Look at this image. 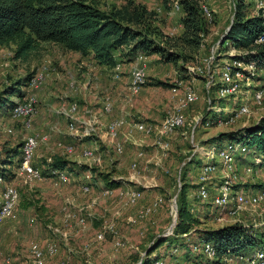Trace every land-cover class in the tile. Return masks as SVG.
Returning a JSON list of instances; mask_svg holds the SVG:
<instances>
[{
	"label": "rangeland",
	"instance_id": "374dc122",
	"mask_svg": "<svg viewBox=\"0 0 264 264\" xmlns=\"http://www.w3.org/2000/svg\"><path fill=\"white\" fill-rule=\"evenodd\" d=\"M141 1H144L145 5L148 4L156 13L154 25L169 35L180 33L179 10H175L172 5L165 4L162 0ZM249 1L255 4L256 1L261 0ZM111 2L115 6H120L122 0H111ZM210 8L213 13L210 32L202 39V44L194 56L195 65H200L203 59L209 56L211 46L219 40L230 23L229 0L212 2ZM227 43L225 40L224 47ZM81 57H84L81 60L84 63L76 60L70 51L52 42H36L31 49L21 55L16 53L14 43L0 45V95L9 84L20 78L33 77L42 69L46 74L36 88H25L26 95L31 94L36 99L33 116L27 124L12 119L10 113H0V158L5 156L4 151L7 148L22 143L27 136L36 135L40 142L31 164L43 176L42 180L26 182L22 176L15 173L17 166H14L13 175L4 179L5 184L17 189L19 200L15 209L16 217L0 225V264H7V260L32 264L30 252L32 243H36L42 249H46L50 244L55 246L56 253L46 257L45 264H58L62 261L66 264H138L147 256L155 238L165 240L167 237L169 244L162 242L163 245L156 247L151 256H161L164 264H181L186 263L183 255L186 251L184 250L186 243L188 245L198 243L197 236L200 230L217 229L219 226L232 223L236 218L249 222L250 217L247 212H240L237 217L223 214L221 219L205 217L206 213L214 214L215 209L213 206L206 209L205 205L194 199V195L197 190L199 166L204 161H208L205 152L211 146L217 145L214 137L219 133L255 126L259 120L254 119L253 109H264V102L259 106L251 104L253 107L249 104L250 113L233 122L222 121L211 128L199 127L191 139L189 134L194 120L207 114L208 98L216 99L215 87L211 88L209 93L202 89L203 80L193 77L187 71V66L191 65V62L184 64L179 60L176 63H166L157 55L146 57L147 82L132 98L131 111L142 117H148L143 118L145 121L159 123L175 106L187 85L192 84L199 89V98L195 103L186 106V125L178 131V141L172 140V147L167 151L168 157L165 161L155 162L156 158L150 160L152 153L146 154L147 150H144L146 155L144 162L135 170L143 174L139 179L129 176L132 171L130 157L125 158L124 152L118 154L115 149L113 150L114 147H111L108 156H101L100 160L89 159L83 160L84 162L80 160V156H84V148L89 147L94 151L96 149L88 144V141L82 145L81 138L74 139L70 135L74 132L69 126L74 123L79 130L88 127L82 119L78 120L74 115L80 109V115L86 116V91L94 82L86 83V81L90 77L93 78L94 70L97 69L94 68V62H91L90 57ZM221 58H227V52L223 49L219 51L218 64H221ZM131 63L132 61L129 62L124 58L119 63L120 70L127 72ZM86 72L90 74L86 75ZM58 79L61 82L56 86ZM262 82H264V71H260L251 83L259 85ZM99 83L103 84L98 81ZM84 86L87 87L83 88ZM226 103L229 109L234 107L231 99L226 100ZM73 104L77 106L73 114L74 120L67 116ZM8 129L12 132H7ZM87 137L96 138L95 135ZM68 145L73 146L72 153L66 151ZM177 145L185 150L180 156L175 152ZM195 147L198 148L196 152H194ZM157 151V155L160 156L161 151L159 149ZM54 158L74 163L72 166L75 170L68 172L66 181L60 182L48 176V164ZM84 166L91 168L94 173L93 178H86L87 172L80 173L79 168ZM220 175L221 172L218 171L217 176ZM105 179L118 182L120 185L118 187H129L140 191L139 201L135 205L125 206L114 192L105 194L104 191L107 189ZM240 182L250 183L254 188H258L256 184H264V167L253 176H242ZM83 185H89L90 191L84 193L81 189ZM183 187L187 190L190 207L200 219V223L187 234L175 238L174 231L171 235L167 233L176 223V203ZM1 189L2 187L0 193ZM157 197L162 199L159 208L149 216L137 219L136 222L131 220L135 218L141 207ZM72 203L78 206L74 207ZM79 207L83 209L79 210ZM68 211L83 218L85 227L76 225L75 221H65L64 214ZM110 223L114 225L115 233L107 234L102 241L96 240V233ZM53 226L59 227L65 234H54L51 231ZM116 238L123 242L122 247L114 246ZM198 244L202 245V242ZM175 247L177 251L172 252ZM190 253L191 256L194 255L192 251Z\"/></svg>",
	"mask_w": 264,
	"mask_h": 264
},
{
	"label": "trees",
	"instance_id": "16d2710c",
	"mask_svg": "<svg viewBox=\"0 0 264 264\" xmlns=\"http://www.w3.org/2000/svg\"><path fill=\"white\" fill-rule=\"evenodd\" d=\"M162 1L170 5L177 1L179 5L181 31L176 35L166 34L154 25L156 13L136 0H124L120 6L110 7L101 6L99 0H0V45L14 43L16 53L21 55L36 42H52L64 50L90 56L96 64L108 68L115 67L124 58L129 62L133 61L138 55H157L166 63L180 60L184 64H195L194 56L211 27V22L207 21L202 9L205 0ZM263 15L264 9L256 11L252 1L236 0L232 22L224 32V38L230 45L219 49L247 51L246 54H236L234 58L253 63L256 72L254 78L260 71H264V45L256 43L258 37L264 34ZM30 78L31 76L20 78L5 88L0 95V113L9 114L17 101L25 97V88ZM238 138L249 149L246 154L237 157L238 164H245L256 155L264 159V116L255 126L219 133L214 137V142L221 147L225 141ZM21 144L7 148L5 156L0 158V174L4 179L13 175L12 169L21 161ZM72 164L74 163L54 158L48 166L72 172L75 170ZM79 171L90 172L91 178L94 177L90 167H80ZM118 186V182L106 180L107 189ZM256 186L264 188L262 183ZM176 204L177 216L173 229L175 238L182 237L200 223L190 207L186 188H181ZM205 217L210 215L206 213ZM203 240L212 242L216 250L214 262L218 263L222 258L249 254L254 248L261 246L259 237L238 224L202 229L197 241ZM162 242L167 245L168 237L165 240L155 238L147 256L138 264H150L154 259L160 258L161 256L151 255ZM184 250L185 259H190L193 264L198 263L202 257L195 252L191 256L188 243Z\"/></svg>",
	"mask_w": 264,
	"mask_h": 264
},
{
	"label": "built area",
	"instance_id": "2783aa9c",
	"mask_svg": "<svg viewBox=\"0 0 264 264\" xmlns=\"http://www.w3.org/2000/svg\"><path fill=\"white\" fill-rule=\"evenodd\" d=\"M216 1L218 0H205L202 3V9L208 22L213 20L210 3ZM235 5L236 0H229V9L231 10L230 23L233 19ZM254 5L256 11L263 10L264 0L259 2L256 1ZM172 7L177 11L179 10L177 1L172 3ZM228 28L229 27L227 26L224 32H226ZM224 41L225 38L223 33L219 40L211 46L209 56L204 58L200 65L191 64L187 66V71L190 75L203 80L202 89L209 93L210 89L215 87L216 94L215 100L210 98L207 100V114L202 117H197L194 120L189 134L191 139L194 137V134L199 127L211 128L219 125L222 121L230 123L239 117L249 114L250 106L247 104L248 100L257 106L262 105L264 102V82L259 85H252L251 83L256 75L255 65L234 58L236 54H246L247 51L242 52L229 48L226 51L227 58H221V64H218L219 49L224 47ZM256 43L264 45V34L258 37ZM229 45L228 42L225 47H229ZM145 59L146 57L143 55L136 56L129 68L127 81L124 84L125 97L129 102L132 101V98L140 92L147 82ZM120 69L119 63L113 67V80L121 79ZM44 75L46 74L44 69H42L40 73H36L30 78L27 87L36 88L38 84L41 83ZM198 90L199 89L192 84L187 85L175 106L159 123L135 121L131 125L132 130L144 136L151 137L156 150L159 149L161 153L165 155L170 149L171 137L178 133L179 130H182L186 125V106L195 103L198 100ZM230 99L234 105L232 109H229L226 103V100ZM35 103L36 99L33 95H25L23 100L18 101L11 110V118L27 124L33 116ZM101 104L104 113H110L112 111L110 99L105 98ZM76 108L77 106L73 104L70 107V113L67 114L72 120H74L73 114L75 113ZM96 120L97 118L95 116L91 117L85 123L88 127L83 130L77 129L74 123L70 124L69 129L74 132L73 135L75 137L79 138L95 135L98 131ZM126 123L127 120L120 117L113 118L107 124V137L111 140L113 147L118 154H122L124 151L123 143L117 140L118 133ZM7 132L11 133L12 130L8 129ZM39 142L40 139L36 135L27 136L22 140L21 161L16 167L15 173L22 176L26 182L43 179L41 172L31 164ZM73 149L74 148L71 145L66 147L68 153H72ZM197 149L198 148L195 147L194 152H196ZM248 151L249 149L247 145L244 141H240V138L225 141L221 147L218 145L211 146L205 152V157L208 161H204L198 170L197 190L194 199L205 205L206 209L210 206L214 207V214L212 213V215H210L212 219H221L223 214L237 217L240 212H247L250 217L249 222L245 221V219L236 218L232 223L230 222L222 226L238 224L250 229L255 236L260 238L261 246L259 248H254L249 254L222 258L218 263L214 262L216 259V250L212 242L203 240L201 241L202 245L198 244L199 242H194L193 244L190 243L191 251L202 255L201 259L196 264H264V188H254L250 183L246 184L240 182L242 176H253L258 170L263 168L264 159L261 156L256 155L251 158V161L245 164H238L237 157L246 154ZM83 155L93 160L101 159L100 155L95 152L94 149L89 147L84 148ZM143 156V151H138L136 153V158L130 163L132 173L137 169V159L142 158ZM218 171L221 172L219 177L217 176ZM49 174V177H53L60 182L68 179V172L66 170H58L50 167ZM85 177L91 178L90 173L87 172ZM0 187H2L0 193L1 225L6 220L14 219L16 217L15 209L19 200V194L14 186L5 184V180L1 174ZM81 189L84 193H87L90 191V186L83 185ZM104 192L105 194H111L114 192L119 197L120 202L125 206L135 205L141 196L140 191L129 187H116L113 189H106ZM161 204L162 199L157 197L151 200L149 204L141 207L137 211L135 218L130 219L133 222H136L137 219L145 218L159 208ZM259 210H261V212ZM64 220L75 221L76 225L82 228L86 225L83 218L77 217L75 213L69 211L64 214ZM173 226L167 233L168 235L172 234ZM51 231L56 235L65 234L62 229L56 226L51 227ZM114 233V225L112 223L107 224L103 229L96 233V240L102 241L107 234ZM114 246L120 248L123 246V242L116 238L114 239ZM176 251V247L172 249V252ZM30 252L32 264H45L46 257L54 255L56 253V248L53 244H50L46 249H42L36 243H32L30 245ZM6 262L7 264H21L9 260ZM58 264L66 263L62 261ZM150 264H164V261L161 258H156Z\"/></svg>",
	"mask_w": 264,
	"mask_h": 264
},
{
	"label": "crops",
	"instance_id": "0c3cea01",
	"mask_svg": "<svg viewBox=\"0 0 264 264\" xmlns=\"http://www.w3.org/2000/svg\"><path fill=\"white\" fill-rule=\"evenodd\" d=\"M101 3V6L103 7H110L111 5H113V3L111 2V0H99ZM136 1H140L142 3H144V1L141 0H136ZM105 2V3H104ZM124 2V0H122L121 4ZM147 7L149 9L150 6H148V4H146ZM181 26V25H180ZM73 53V55L75 56L76 60L81 61L84 59V57H81V55L77 52H71ZM90 57V56H88ZM91 58V57H90ZM82 63H84L83 61H81ZM91 62L93 63V59L91 58ZM95 67L97 68L94 70L93 73V78H89L88 81H86V83H89L90 81H94L93 84H90V86H88L89 88L87 89V109H85L86 116H82L79 113V110L77 113H75L74 116H76L75 118H77L78 120H81L86 123V121H88L91 117L95 116L97 118V128L98 131L95 134V139H90L89 137H85V138H81L78 140H81V144L85 145L86 141H88V144H91L95 147V151L101 156H108L109 155V150L111 149V147L113 148V144L111 142V140L107 137L106 134V128H107V124L110 120H112L113 118H124L127 120L126 125L121 128V130H119L118 133V137L117 140L121 141L124 145V155L125 158L126 157H130V160H134L136 158V153L138 151H143L144 156L145 152L147 150V153H152V157L151 159H155V162H159V161H165L166 158L168 157V153L166 152V154H160V156L157 155V150L154 147L153 143H152V139L150 137L144 136L140 133H137L135 131L132 130L131 125L135 122V121H145V119H147L148 117H142L140 115H137V113H135V111H131L130 108L133 106V102L132 101H127L126 97H125V93H124V84L127 81V76H128V71H121V79L119 80H113L112 79V72H113V68H108L105 66H101L98 65L94 62ZM93 70V69H92ZM84 74V72H82V75ZM90 74V72H86V75ZM85 76V74H84ZM98 81L103 83V84H98ZM60 80L58 79L56 86L60 85ZM87 86H84L83 88H86ZM79 98V97H78ZM107 98L110 99L111 104H112V111L110 113H104L102 111V101ZM247 104H250L251 107H253L251 104V101L248 100ZM232 109V108H231ZM254 112H252V114H254V119L259 120L260 118H262L264 116V109H259L261 111H259L257 108L253 109ZM73 116V117H74ZM145 118V119H143ZM70 135H72L74 137V139H77V137H75L73 135V133H70ZM177 135H179L178 133H176L174 136L171 137V142L172 140H175L176 142L177 140ZM172 147V143L170 146L171 150ZM114 150V148H113ZM168 150V151H169ZM175 152L177 154V156H180L181 153L185 150H182V148L180 147V145H177V147H175ZM111 151V150H110ZM115 151V150H114ZM189 151V150H187ZM117 154V153H116ZM144 156L142 158H138L137 159V166H140V164H142L144 162ZM90 158H86L84 156H80V160H89ZM92 160V159H91ZM148 160V159H147ZM122 161V160H121ZM77 162H80L77 160ZM84 162V161H83ZM147 162V161H146ZM88 164V163H85ZM90 166V165H89ZM49 172V171H48ZM129 176L132 177H137V178H141L143 177V174L134 171L133 173H129ZM78 178V177H77ZM81 180V179H76ZM73 201V199H72ZM73 206H78L75 203H72ZM83 209V207H79V210ZM186 263H181V264H193V261L191 260H185Z\"/></svg>",
	"mask_w": 264,
	"mask_h": 264
}]
</instances>
